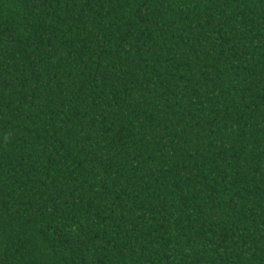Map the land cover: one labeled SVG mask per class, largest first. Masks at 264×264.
I'll return each instance as SVG.
<instances>
[{
  "label": "trees",
  "instance_id": "1",
  "mask_svg": "<svg viewBox=\"0 0 264 264\" xmlns=\"http://www.w3.org/2000/svg\"><path fill=\"white\" fill-rule=\"evenodd\" d=\"M0 264H264V0H0Z\"/></svg>",
  "mask_w": 264,
  "mask_h": 264
}]
</instances>
